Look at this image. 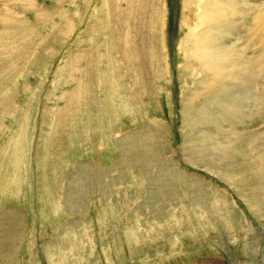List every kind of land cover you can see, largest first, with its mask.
<instances>
[{"label":"rangeland","instance_id":"rangeland-1","mask_svg":"<svg viewBox=\"0 0 264 264\" xmlns=\"http://www.w3.org/2000/svg\"><path fill=\"white\" fill-rule=\"evenodd\" d=\"M263 249L264 0H0V264Z\"/></svg>","mask_w":264,"mask_h":264},{"label":"bare ground","instance_id":"bare-ground-1","mask_svg":"<svg viewBox=\"0 0 264 264\" xmlns=\"http://www.w3.org/2000/svg\"><path fill=\"white\" fill-rule=\"evenodd\" d=\"M238 3V2H237ZM237 3H233V4H231L232 5V7L234 8V9H236V7H237ZM210 16H218V14H214L213 12H207V13H205L204 14V17H203V20L207 23L208 21H209V17ZM212 19V18H211ZM213 20V19H212ZM215 20V19H214ZM209 26H211V25H209Z\"/></svg>","mask_w":264,"mask_h":264}]
</instances>
